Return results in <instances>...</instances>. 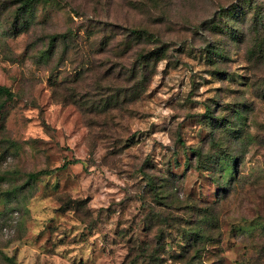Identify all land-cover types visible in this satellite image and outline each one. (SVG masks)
Wrapping results in <instances>:
<instances>
[{
	"label": "rangeland",
	"instance_id": "rangeland-1",
	"mask_svg": "<svg viewBox=\"0 0 264 264\" xmlns=\"http://www.w3.org/2000/svg\"><path fill=\"white\" fill-rule=\"evenodd\" d=\"M19 6L0 264H264V0Z\"/></svg>",
	"mask_w": 264,
	"mask_h": 264
},
{
	"label": "trees",
	"instance_id": "trees-1",
	"mask_svg": "<svg viewBox=\"0 0 264 264\" xmlns=\"http://www.w3.org/2000/svg\"><path fill=\"white\" fill-rule=\"evenodd\" d=\"M39 1H47V0H19L20 5L19 6V10L24 13L25 11H30V9L33 6V3L35 2H39ZM19 11V12H20ZM136 30H133L132 33H136ZM0 94L5 95L7 98L12 97V92L11 90H9L7 87L0 85ZM38 173H34V174H30V177H34L36 175H38ZM6 260L10 263V264H15L14 260L12 258H6Z\"/></svg>",
	"mask_w": 264,
	"mask_h": 264
}]
</instances>
